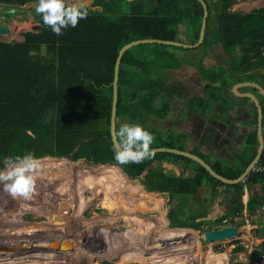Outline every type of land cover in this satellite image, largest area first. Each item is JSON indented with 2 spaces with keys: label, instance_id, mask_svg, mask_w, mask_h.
I'll return each instance as SVG.
<instances>
[{
  "label": "trees",
  "instance_id": "trees-1",
  "mask_svg": "<svg viewBox=\"0 0 264 264\" xmlns=\"http://www.w3.org/2000/svg\"><path fill=\"white\" fill-rule=\"evenodd\" d=\"M27 1L33 0H0L8 7L21 6ZM205 1L208 16L200 44L204 54L219 44L223 51L233 55L228 66L200 68V75L212 84L205 92H209L206 97L198 95L194 98L203 111L215 102L224 103L223 94L229 93V87L235 82L256 81L264 88V6L244 12L230 9L236 0ZM91 5L101 9L90 8L88 17L80 20L76 27L63 30V35L54 34L43 24L41 17L40 29L25 31L24 40L0 41V167L6 157L28 152L41 160L66 161L64 156H68L94 164L113 163L130 177L138 178L146 191L167 193L170 198H177L179 206L193 204L201 187L211 186L213 196L219 185L232 186L237 189L239 202L234 199L231 212L240 211V191L244 182L264 183L263 171L252 169L243 181L224 183L200 163L182 154L155 151L153 158L139 164L120 165L112 150L109 123L118 50L124 43L137 38L177 40L179 21L184 17L190 25L186 42L194 43L203 14L200 1L92 0ZM211 10H214L212 15ZM42 47L45 52H41ZM170 47L195 48L145 42L123 52L119 63L116 130L138 115L167 112L164 101L161 104L154 101L156 92L163 85L159 78L163 71L183 64ZM236 50L239 53L236 54ZM188 64L192 62L188 61ZM139 95L151 111L146 112L139 102L136 103ZM235 98L237 102L243 99ZM250 104L254 113L252 130L245 134L244 148L237 153L233 165H223L218 159L210 162L200 151L186 147L182 142L187 137L186 132L163 137L151 126L144 127L154 135L151 148L188 149L203 157L215 171L233 178L243 171L257 151L256 107L252 101ZM261 106L264 125L263 96ZM167 157L184 160L185 167H191V173L184 175V172L177 174L165 170L163 161ZM257 164H264V149ZM124 176L128 182H138ZM248 204L254 211L257 205L252 207L251 204L259 203L249 200ZM179 206H171L167 211L170 226L199 229L204 225L206 220L195 219L206 214V205L199 212L191 210L187 215L186 208ZM224 217L226 215L216 220L222 223ZM178 234L185 232L179 230Z\"/></svg>",
  "mask_w": 264,
  "mask_h": 264
},
{
  "label": "rangeland",
  "instance_id": "rangeland-1",
  "mask_svg": "<svg viewBox=\"0 0 264 264\" xmlns=\"http://www.w3.org/2000/svg\"><path fill=\"white\" fill-rule=\"evenodd\" d=\"M209 1L213 2L214 0ZM263 4L264 0H239L230 9L247 12ZM35 5L27 2L24 6L14 7L15 9L12 12L10 7L2 4L4 9H0V14L13 15L17 12L19 16L15 15L13 19L23 25L18 24L15 31L11 30L10 34L3 33L0 35L6 37L7 40H11V38L18 39L22 37V30L32 29V25L38 23L35 16L37 14ZM32 11H34V16L30 14ZM213 11L211 10L210 15L213 14ZM179 22L176 38L186 42L188 39L187 33L190 31L188 19L184 17ZM210 23L212 24V20ZM169 49L183 61V64L178 68L163 71L159 78L163 85L156 92L154 101L156 104L159 101L160 104L164 101L167 112L162 115L158 111L153 112L152 115H138L130 121L143 126H151L158 135L163 137L169 134L178 136L186 130L191 132V123H195V121L198 123L196 120L197 115L192 113V107L195 104L194 98L198 96V93L202 94V90L207 92L212 87L209 80H206L205 83L204 80H201L202 77H199L201 76L200 68L207 65L216 68L220 64L228 66V62L233 55L232 52L223 51L219 44L213 45V50L206 51L205 54L201 45L194 49L176 47H170ZM237 51L236 54L239 53ZM41 52H45L44 47H42ZM188 61H191L192 64H188ZM238 90L240 91L239 87ZM230 91L231 86L229 87V94ZM205 92L202 95L204 97L209 94V92L208 94ZM210 93L214 94L213 91ZM142 99H144L143 96L139 95L135 101L136 103L139 102L146 112L151 111L152 108L147 109L148 106ZM195 105L197 106V104ZM212 105L210 113H206L205 120H210L209 122L216 120L215 114L219 115L226 108L219 101ZM219 110L221 111L219 112ZM64 157L69 172L65 174L62 171L52 170L45 175H37L36 192L30 200L13 199L10 195L6 196L5 193L7 192L3 190V185L0 184V264H158L151 263L152 259L149 258L153 255L151 253L153 248L147 241L148 232L151 230L152 233H157L160 237L161 234L166 237L153 242L160 245L158 248L162 247L160 264L165 263L163 261L166 257L177 258V262L189 260L191 264H202V260L206 259L205 253L209 248V243L202 236L205 224H207V227H211L213 224H219L220 221L213 220L205 215L202 219L206 221L199 229L187 226L183 229L173 228L174 226H170V222H168L166 211L171 206L177 207L175 197L170 198L167 193L152 191L154 197L149 201H145V205L142 206L139 205L141 203L136 204L135 194L127 189L121 192L118 187L108 181L106 176L101 177L96 188H90L86 181L91 177V174L88 173L89 175L86 176L85 173L78 172L75 170L77 165L99 166L111 164L124 176L121 171L122 167L120 166V169L113 163L93 164L80 159L73 160L68 156ZM51 160L59 162L61 159L52 158ZM166 162L167 166H171L172 162L174 163L171 158L163 161L164 164ZM163 167L166 169L164 165ZM3 168L4 165L0 167V170H3ZM125 174L131 181L134 179L138 182H133L141 184L138 178H132L127 173ZM83 186H86V189ZM141 187L143 188L144 185L141 184ZM205 190H207L206 187L200 189L199 194L203 196ZM2 193L8 197V201L4 199L5 197H2ZM84 202L87 204L86 207ZM193 205L195 206V204H181L179 207H192ZM79 207L82 211L77 212L76 209H79ZM132 220L135 221V224ZM166 227L168 231L165 230ZM171 229L173 233L169 232ZM179 230L182 233L185 232L186 235L184 234L181 240L185 239L190 249L195 250L200 247V251L196 252L197 254H192L190 249H184V245L177 239L178 236H183L178 234ZM134 231L137 232L134 233ZM198 234L201 242L197 240ZM168 237L173 242H169ZM174 239L176 240L174 241ZM63 241H65L64 244ZM106 241L110 244L108 250H104L107 246ZM143 242L146 244H143ZM122 243H125L126 247L122 246ZM9 245L15 246L14 250H8ZM54 246H61V249L55 252L56 247ZM213 246L215 250L224 248L222 243L217 242ZM66 248L67 250L64 252L63 249ZM111 249L114 250L111 251ZM24 254L29 257V260H26L27 262L19 260ZM99 255L101 257H98ZM146 256L148 258H145ZM50 257H53L54 261H48ZM156 260H159V258ZM171 262L169 261L166 264H171ZM177 262L175 264H179ZM205 263L206 260H204Z\"/></svg>",
  "mask_w": 264,
  "mask_h": 264
},
{
  "label": "crops",
  "instance_id": "crops-1",
  "mask_svg": "<svg viewBox=\"0 0 264 264\" xmlns=\"http://www.w3.org/2000/svg\"><path fill=\"white\" fill-rule=\"evenodd\" d=\"M1 4H3V2H1ZM3 5L8 6L7 3ZM22 6H24V4ZM262 6H264V4ZM10 8L12 12L15 9L14 7H10ZM30 14L32 15V13ZM15 15L19 16L17 15V12H16L15 14L10 15L11 19L10 18L5 19L3 16L1 17H3L4 19L3 18L2 20L0 19L1 20L0 23L8 24L10 33H11V30L15 31V28L18 26V24L23 25L21 23L15 22V20L13 19L15 18ZM29 30H32V29H29ZM29 30H22L21 32L22 37L18 39L11 38V40L10 39L7 40L6 37H3V35H0V41H4V42H9L13 40L22 41L25 38L23 33ZM32 31H35V30H32ZM21 33L19 32V35ZM5 35H8V34H5ZM199 77H202V76H199ZM202 78L201 80H204L206 83L207 79H205L204 77ZM204 92L205 90L204 91L202 90L201 92L202 94L198 93L197 95L200 94L199 96H202ZM255 94H257L258 99L262 97L261 96L262 94L260 92L255 93ZM223 97L225 99V102L222 104H224L226 108L223 111L219 110V112L221 111L220 114L219 115L215 114L216 120H213V121L211 120V122H209L210 120L209 121L205 120L206 115H207L206 113L207 112L210 113L211 105L208 107L207 110L203 111L199 105L196 106L194 104L195 107L194 106L192 107V110H193L192 113L197 115L196 120L198 121V123H196V121L195 123H191L190 125L192 129L191 132L189 130H186V131L184 130L187 133V138L183 140L182 142L186 147L188 148L193 147L194 149L200 151L202 154H204V156L210 162H214L218 159L221 161L223 165L227 163H229V165H233L237 161V158H236L237 153L242 152L244 148L245 134L247 133V131L252 130V125H253L252 119H253L254 113H253L252 105L250 103L251 101L253 102V100L248 98V100H250L249 102L247 99H244L245 97H242L243 99H241L240 102H237L235 95L233 93L232 94L224 93ZM260 104H261V101H260ZM256 123H257V111H256ZM262 131L264 132V125H262ZM263 136H264V133H263ZM257 146H258V143H257ZM168 159L169 158L167 157L165 160H168ZM171 159H173L174 161V163L172 162L171 166L169 165L167 166V162L166 164L163 163V165L166 167L165 170L167 171L171 170L177 174L184 172V175H188L191 173L192 171L191 167L189 166L185 167L184 160H176L174 158H171ZM203 188L205 187H202L201 189ZM211 189L212 187L209 186L207 190H205V193L203 196H201L198 193L197 194L198 199L195 202L193 201V204H195V206L193 205L192 207H184L186 208L185 214L187 215L191 213V210L199 212L202 209V206L206 205L207 209H206L205 215H207L208 218L216 220L226 215V217H224V219L222 220V223L213 224L211 228L217 227L218 225H223V224H233L237 227V230L239 231L237 238H233V239L229 238V246L227 244L225 246L226 250L229 249V260H233L235 257H237L238 252H242L247 249L245 248V245H249L251 243L252 244L258 243V239L256 238L264 233V227L261 224L262 204L264 200V183L263 181L262 182H258V181L244 182L243 187L240 191V200L242 202V208L240 211L238 210V211H235L234 213L231 212L233 205L235 203L234 199L236 198V201L239 202L237 200V193H238L237 189L233 188L232 186L227 187L225 185H219L216 189V193L213 196L211 195ZM176 200H177V205L179 206L178 199L176 198ZM249 200H252V202L259 203V204H251L252 207L254 205H257L254 211H251L249 209V204H248ZM166 214H167V211H166ZM205 215H199L196 217L195 220H201L202 217H204ZM244 216L249 221L247 224L245 223V220L243 219ZM192 220L193 219H191V221ZM253 224H256L257 227H254ZM181 228H186V227L182 226ZM204 228L207 229L209 227H207V224H205ZM226 243H228V241ZM257 248L258 247H256L255 249ZM209 252L213 254H218V253H214L212 250L209 249L205 253V257L206 255L209 254ZM193 253L197 254L195 250H193ZM223 258L224 256L221 257V260L218 262V264L223 263ZM204 260H202V264H204L203 263ZM209 264H217L216 258L215 260H212V262Z\"/></svg>",
  "mask_w": 264,
  "mask_h": 264
},
{
  "label": "clouds",
  "instance_id": "clouds-1",
  "mask_svg": "<svg viewBox=\"0 0 264 264\" xmlns=\"http://www.w3.org/2000/svg\"><path fill=\"white\" fill-rule=\"evenodd\" d=\"M36 1L28 2L35 4ZM91 2L92 0H38L35 12L41 15L45 26L50 27L54 34L60 36L63 35V30L74 28L80 20L86 19L90 8L100 7L92 6ZM154 139V135L143 125L137 122L122 123L112 134L115 161L120 165L139 164L145 159L153 158L155 151L151 145ZM3 164V170H0V184L3 185V190L13 199L30 200L36 192L41 159L28 152L14 157L8 156Z\"/></svg>",
  "mask_w": 264,
  "mask_h": 264
},
{
  "label": "water",
  "instance_id": "water-1",
  "mask_svg": "<svg viewBox=\"0 0 264 264\" xmlns=\"http://www.w3.org/2000/svg\"><path fill=\"white\" fill-rule=\"evenodd\" d=\"M131 1V0H129ZM200 3L202 4L203 7V14H202V19H201V25L199 29V34L198 38L194 43H187V42H182L179 40H171V39H161V38H153V37H145V38H137L130 40L126 43H124L120 49L118 50L116 60L114 63V72H113V79H112V101H111V111H110V123H109V129H110V136L112 140V134L116 131V110H117V100H118V75H119V63L121 56L123 52L136 44L139 43H145V42H158V43H164V44H171V45H179L183 47H197L199 44H201L203 37H204V31H205V26L207 22V15H208V9H207V4L205 0H199ZM37 3V1L35 2ZM100 9V7H98ZM40 24H34L32 26L33 30L40 29ZM10 31L9 26L7 23H0V34L3 33H8ZM246 85H251L255 89H257L262 96L264 97V88L256 81H238L232 84L231 86V92L237 96H247L249 99L253 100L256 106V111H257V123H256V132H257V139H258V146H257V151L254 157L251 159V161L247 164V166L243 169V171L236 177L230 178L226 177L219 172L215 171L211 165L204 160L201 156L198 154L191 152L186 149H180L176 147H169V146H157V147H152L154 151H168V152H174L178 154H182L184 156H187L198 163H200L202 166L208 170V172L215 176L216 178L220 179L223 182L226 183H236L241 180H243L247 173L254 168V166L258 163L261 154L263 152L264 148V136H263V131H262V125H263V109L260 104V101L258 97L256 96L255 93L248 91V92H241L238 90V87L241 86H246ZM124 172V171H123ZM237 227L233 224H225L221 227H216V228H207L204 229L203 231V238L206 241H214V240H221L224 238H230L233 237L237 234ZM181 243L184 240H179ZM169 242H173L172 239H169ZM169 244V243H168ZM13 245H9L8 250H14ZM261 252L260 247L255 249V255L259 256ZM183 264H188V263H183Z\"/></svg>",
  "mask_w": 264,
  "mask_h": 264
},
{
  "label": "bare ground",
  "instance_id": "bare-ground-1",
  "mask_svg": "<svg viewBox=\"0 0 264 264\" xmlns=\"http://www.w3.org/2000/svg\"><path fill=\"white\" fill-rule=\"evenodd\" d=\"M154 81V80H153ZM153 81H151V82H153ZM149 85V84H148ZM136 86V85H135ZM52 160H41V170L37 173V175H45L47 172H50V171H52V170H56V171H62V172H64L65 174H67V172H69V168H68V165L66 164V161H64V160H60L59 162H54V161H52ZM52 163V164H51ZM62 163V164H61ZM70 163V162H69ZM94 164V163H93ZM119 167V166H118ZM75 170H77L78 172H83V173H85L84 175H86V176H88L89 174L88 173H90L91 174V177L86 181V183L87 184H89L90 185V188H96L97 186H98V183L100 182V180H101V177L102 176H106L107 177V179H108V181H110L114 186H116V187H118L119 189H120V191L121 192H123L125 189H127V190H129L131 193H133V194H135V199H136V204H139V203H141V204H139V205H145L144 203H145V201H149L150 199H152L154 196H153V193L154 192H150V191H146L145 189H143L142 187H141V184H138V183H135V182H128L126 179H125V177L121 174V172L114 166V165H111V164H108V165H99V166H86V165H77V167H76V169ZM122 170V169H121ZM123 171V170H122ZM56 174V173H55ZM87 186V185H86ZM86 186H83V188H85ZM86 189V188H85ZM3 194V198L6 200V201H8V197H6V196H8L9 194L8 193H5L6 194V196H5V194L4 193H2ZM10 198V197H9ZM158 198V197H157ZM159 200V199H158ZM85 203V207L87 206V204H86V202H84ZM153 204V203H152ZM70 205V204H69ZM149 207V206H148ZM81 207H79V209L77 208L76 209V211L77 212H80L82 209H80ZM83 208V207H82ZM162 215V214H161ZM141 216H143V215H141ZM162 217V216H161ZM156 219V218H155ZM132 222L135 224V221L134 220H132ZM124 230H125V228L124 227H122ZM173 228H179V229H183V228H181V227H176V226H174ZM165 230H167V229H165ZM126 231V230H125ZM168 231V230H167ZM135 233L137 232V231H134ZM138 234H140V233H138ZM148 234H149V236H148V238H147V241H149V244H151V248H153L152 249V251H151V253L153 254V255H151L149 258H150V260H151V263H158V264H160L159 263V261L161 262V259H160V257H162V255L160 254V251L162 250L161 248L162 247H160V248H158L160 245H156V244H154L153 242L155 241V240H157V239H164V238H166L163 234H161V237L156 233V234H154V233H152V230L150 231V232H148ZM172 235H176V234H172ZM183 236H184V234H182ZM186 235V234H185ZM175 237V236H174ZM178 240H180L181 238H177ZM197 239H199V234H198V237H197ZM176 239H174V241H175ZM160 241V240H159ZM173 241V240H172ZM142 242V241H141ZM65 243V241H63V244ZM106 243H107V246L104 248V250H108L109 249V246H110V244H109V242L108 241H106ZM181 243V242H180ZM143 244H146V243H144L143 242ZM182 245H184L183 247H184V249H190L189 248V245H188V242L187 241H185V239H184V241H182V243H181ZM122 246H125V243H122ZM54 247H56V249H55V252L57 251V250H60L61 249V246H54ZM126 247V246H125ZM157 248V249H156ZM64 250V252L67 250V248L66 249H63ZM112 250H114V249H111V251ZM191 250V252H192V254H193V250L192 249H190ZM198 251H200V247L199 248H197V249H195V252H198ZM23 256H26V257H23ZM155 256H157V257H155ZM164 256V255H163ZM222 256H224L223 255V253L222 254H220V253H218V254H213V253H211V252H209V254L208 255H206V263L205 264H209V263H211L212 262V260H215V258H216V263L218 264V262L221 260V257ZM98 257H101V255H99ZM145 258H148L147 256L145 257ZM157 258H159V260H156L155 261V259H157ZM177 259V258H176ZM175 258H173V257H166V259L163 261V262H165V263H163V264H166L167 262H169V261H172L171 262V264H175L176 262H177V260H176ZM19 260H24V261H28L29 260V257H28V255H26V254H24V255H22L20 258H19ZM26 261V262H27ZM48 261H50V262H52V261H54V258L53 257H50V258H48ZM179 262V261H178ZM177 262V263H178ZM189 262V260L187 261V260H183V262H179V264H183V263H188ZM204 263V262H203ZM220 264V263H219Z\"/></svg>",
  "mask_w": 264,
  "mask_h": 264
},
{
  "label": "built area",
  "instance_id": "built-area-1",
  "mask_svg": "<svg viewBox=\"0 0 264 264\" xmlns=\"http://www.w3.org/2000/svg\"><path fill=\"white\" fill-rule=\"evenodd\" d=\"M263 52H264V48H263ZM255 169L257 170H261L264 172V164H257L255 166ZM245 220V223L247 224L249 221L245 218H243ZM261 224L264 227V200H263V204H262V216H261ZM225 225V224H223ZM223 225H218L217 227H221ZM254 227H257L256 224H253ZM216 228V227H214ZM237 234L233 237H230L231 239L233 238H237ZM184 236H178V238H182ZM170 238L168 237L167 240H169ZM256 239H258V243L255 244H249V245H245V248H247L245 251L242 252H238L237 257H235L233 260H229V249L226 250L225 249V245L226 242L228 241L229 243V238H224L221 240H214V241H208L209 243V248L206 250L208 251L209 249L212 250L214 253H223L224 254V258H223V263L222 264H264V233L262 235H260L259 237H257ZM222 243V246L224 248L222 249H218L215 250L214 249V244L215 243ZM229 246V244H228ZM256 247H260L261 252L259 256L255 255V248ZM243 256V257H242ZM191 261L188 262V264ZM191 264V263H190Z\"/></svg>",
  "mask_w": 264,
  "mask_h": 264
},
{
  "label": "flooded vegetation",
  "instance_id": "flooded-vegetation-1",
  "mask_svg": "<svg viewBox=\"0 0 264 264\" xmlns=\"http://www.w3.org/2000/svg\"><path fill=\"white\" fill-rule=\"evenodd\" d=\"M237 1H239V0H236L233 4L237 3ZM205 2H206V1H205ZM37 3H38V0H37ZM37 3H35V4H37ZM233 4H232V5H233ZM232 5H231V6H232ZM0 7H1V8H0L1 10L4 9V7H2L1 2H0ZM207 9H208V8H207ZM231 10H235V9H231ZM235 11H238V10H235ZM31 13H32V15H33V14H34V11H32ZM1 16H3L5 19L11 17L10 15H7V14H0V17H1ZM33 16H34V15H33ZM35 16H36V18H37L36 20L38 21V23H35V24H40V25H41V15H39V14H35ZM207 16H208V15H207ZM3 17H1L0 19L2 20ZM4 18H3V19H4ZM1 20H0V21H1ZM206 23H207V22H206ZM33 25H34V24H33ZM187 43H188V42H187ZM201 43H202V42H201ZM198 46H200V44H199ZM195 48H196V47H195ZM199 71H200V70H199ZM240 89H241V90H240L241 92H248V91H251V92H252V91H253L254 93H259V91H258L257 89H255V88H254L253 86H251V85L241 86ZM256 96H257V94H256ZM241 97L248 98L247 96H241ZM259 99H260V101H261V98H259ZM0 203H1V200H0ZM77 205H78V204H77ZM31 208L34 209L35 207H31ZM84 210H85V208H84ZM84 210H83V212H84ZM81 211H82V210H81ZM83 212H82V214H83Z\"/></svg>",
  "mask_w": 264,
  "mask_h": 264
}]
</instances>
